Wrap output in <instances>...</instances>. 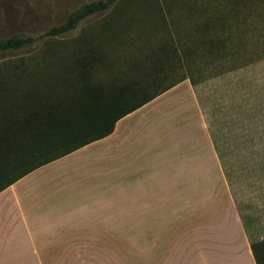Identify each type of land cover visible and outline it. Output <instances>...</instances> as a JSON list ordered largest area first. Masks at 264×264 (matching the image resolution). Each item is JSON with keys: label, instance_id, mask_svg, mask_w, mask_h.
I'll return each mask as SVG.
<instances>
[{"label": "crops", "instance_id": "crops-1", "mask_svg": "<svg viewBox=\"0 0 264 264\" xmlns=\"http://www.w3.org/2000/svg\"><path fill=\"white\" fill-rule=\"evenodd\" d=\"M210 142L184 80L0 192V264H255Z\"/></svg>", "mask_w": 264, "mask_h": 264}, {"label": "trees", "instance_id": "trees-1", "mask_svg": "<svg viewBox=\"0 0 264 264\" xmlns=\"http://www.w3.org/2000/svg\"><path fill=\"white\" fill-rule=\"evenodd\" d=\"M152 1L166 15V0ZM124 8L123 0H97L52 17L25 4L14 24L0 12V192L110 135L120 119L182 81L195 89L264 60V0L219 5L193 22V34L169 33L138 56L106 54L90 31L124 27L116 17ZM209 136L224 171L220 143ZM249 246L255 264H264V239Z\"/></svg>", "mask_w": 264, "mask_h": 264}, {"label": "rangeland", "instance_id": "rangeland-1", "mask_svg": "<svg viewBox=\"0 0 264 264\" xmlns=\"http://www.w3.org/2000/svg\"><path fill=\"white\" fill-rule=\"evenodd\" d=\"M91 1L97 0H0V12L8 10L11 13L10 21L13 23L16 11L25 4L50 13L54 17L63 11H72ZM123 2L124 11H119L116 17L119 18L117 22H126L124 27L102 32L99 36L96 35L95 29H92L90 34L95 37L104 53L129 57L138 56L152 47L159 48L164 37L169 33L179 36L193 34L198 30L193 22L201 19L207 12L213 13L215 7L219 5L232 6L234 0L202 1L196 4L184 0L161 1V8L166 14L162 18L152 0H123ZM165 17L169 26H165ZM47 18L50 19L51 16ZM6 24L9 25V22ZM2 25L0 17V26ZM7 30L9 31L6 29L5 32ZM80 31V28L77 29L75 35ZM3 34L6 33L0 31V37ZM194 90L200 101L208 135L212 132L220 143L225 164L222 177L227 183L244 225L247 240L248 242L262 240L264 239V60L220 77L207 79L198 84ZM224 172L228 175V180Z\"/></svg>", "mask_w": 264, "mask_h": 264}]
</instances>
